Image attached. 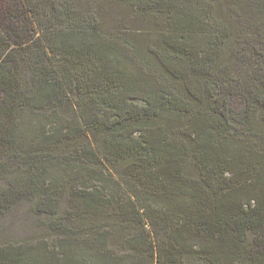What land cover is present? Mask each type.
Here are the masks:
<instances>
[{"label":"trees","instance_id":"1","mask_svg":"<svg viewBox=\"0 0 264 264\" xmlns=\"http://www.w3.org/2000/svg\"><path fill=\"white\" fill-rule=\"evenodd\" d=\"M129 1L166 17L165 35L152 30L154 49L101 1L7 0L0 10V177L9 183L0 188V214L43 194L34 208L71 238L53 242L58 251L50 259H39L30 244L0 246V261L100 264L101 252L105 264H121L106 235L127 227L114 221L94 237L99 218L89 217L103 216L94 212L99 200L118 199L114 185L155 230L156 264H178L195 252L201 261L187 264H264L262 68L252 61L243 77L242 64L234 74L221 59L235 51L242 26L253 27L251 11H259L264 57V0H250V20L239 26L223 0L228 26L218 25L220 33L199 0ZM104 162L111 177L95 168ZM59 171L74 213L59 212ZM129 235L134 249L139 236ZM131 263L142 264L129 255Z\"/></svg>","mask_w":264,"mask_h":264},{"label":"rangeland","instance_id":"2","mask_svg":"<svg viewBox=\"0 0 264 264\" xmlns=\"http://www.w3.org/2000/svg\"><path fill=\"white\" fill-rule=\"evenodd\" d=\"M99 1L107 3L105 6L111 16L131 25L132 36L139 41V44H143L146 42L145 45L147 48L154 49L157 46L158 37L152 34V30L154 28H158L159 32L163 35H165V33L170 29L166 17L163 16L160 18L157 17V15L153 16L151 14L143 13L138 9V7L135 6L133 2L129 0H117L116 2H113L112 0H92V3L94 4L93 6H96ZM199 1L202 3V5H204L205 3L206 7H208V15H206L205 17L206 20L211 23V29L218 30V25H220L222 29L228 26V9L226 5H224L223 0ZM228 1L230 3V7L233 13L232 17L233 20L236 21V25L239 26L245 21H249L251 14L253 16L251 17L253 21V24L251 23V26L253 27H251V29H247L246 26H242V30L240 31V34L242 36L239 39V44L236 46L235 51L232 53L229 52V54H224L221 59L227 66H232V72L234 74L236 73L237 69L235 68L236 64H242V67H239L237 69V72L243 77L246 76L244 72H248L250 74L252 72L253 66H257L259 63L260 67L264 71V57H261V55L258 53L261 48L257 42V40L261 38L259 34L260 22L258 21L259 11H251L250 14L246 13L245 9L247 6H250V0ZM6 2L7 0H0V10L3 8ZM155 17H157L156 23L152 22ZM218 33H220L219 30ZM220 46L223 47V44H220ZM237 47L239 48V51H236ZM161 48L162 50L168 51L170 49L167 45L164 44L161 45ZM249 58L251 59V61L247 60ZM252 61L254 62V65ZM262 70L260 73V77L264 78V72H262ZM175 80L176 83L180 86L181 84H179L178 79ZM21 113L23 116H26L27 119L30 116L24 111ZM98 136L101 137V135ZM91 137L92 136H90V138ZM96 139H98V137H96ZM107 165L108 164L104 162L103 164H97L95 168L100 169L104 166L107 173H109V177H111L110 173L112 168ZM115 166L117 167V169L124 168V164L116 163ZM190 172L193 175L197 174L192 167H190ZM57 178L58 193H56V197L57 199L59 195L61 197L60 203L58 204L60 208L59 212L67 213L68 209L72 208V213H74L73 207L70 206V200L72 199L70 193L71 190L69 188L65 173L61 174L59 171L57 173ZM8 185L9 183L0 177V188L7 187ZM109 190L112 191L115 198L118 199L113 200L111 198H106L104 200H99L102 203L94 207V212L103 214V216H93L92 213L89 215V217H91L92 219L97 220L99 218L98 221L95 220L96 223H98L99 227L93 234L94 237L97 236V231H106L105 228H108L109 225L112 227L111 222L115 221L118 225L127 227V229L124 232L121 231L123 232L122 234H118L114 229L112 233L108 232V235H106V242L108 244V247L114 248L119 252V255H121L120 263L129 264V255H133L135 257V260L141 259L142 264H156V260L152 255L151 247V239L152 241L155 239V235H153L155 230L153 229L151 234V226L148 225L149 220L143 215V219L140 220L137 216L136 210L133 208L132 203L129 202L126 198L119 197L118 194L120 192L116 190L114 185H111V187H109ZM37 199L46 200L47 197H45L43 194H40V196L28 194L25 198L14 203V205L12 204L11 208L6 212L0 214V246L30 244V246L36 249V253L39 256V259H50L52 253H56L58 251L53 242H59L62 239L69 241L71 238L66 233H63L62 230H59L56 226H54V224L51 223L46 216H44L34 208L33 204L37 201ZM96 201L98 202V200H95V202ZM108 208L110 209V211L108 210ZM119 209L121 213V215L119 216L121 219H119L117 217L118 215L115 213L118 212ZM84 223L85 226L88 225L87 221H83L80 225L81 228L85 227ZM127 233L130 234L129 236L134 234H136V236H139L140 240L138 241L134 249L131 248V244H129L127 241L128 238H126L127 236H125ZM81 234H83L82 236L84 238H91L93 236L88 231H83L81 232ZM102 255L103 253L101 252L95 253V256H97L96 258L99 257L98 262L100 264H105L106 256ZM123 258L125 259V261L122 260ZM190 261L200 262V254L195 252L187 256H183L178 264H187ZM0 264L3 263L0 261Z\"/></svg>","mask_w":264,"mask_h":264}]
</instances>
